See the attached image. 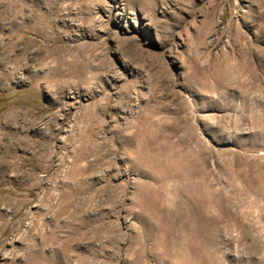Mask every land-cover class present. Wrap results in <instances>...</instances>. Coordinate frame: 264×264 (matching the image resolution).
Listing matches in <instances>:
<instances>
[{
  "label": "rangeland",
  "instance_id": "1",
  "mask_svg": "<svg viewBox=\"0 0 264 264\" xmlns=\"http://www.w3.org/2000/svg\"><path fill=\"white\" fill-rule=\"evenodd\" d=\"M0 264H264V0H0Z\"/></svg>",
  "mask_w": 264,
  "mask_h": 264
},
{
  "label": "bare ground",
  "instance_id": "2",
  "mask_svg": "<svg viewBox=\"0 0 264 264\" xmlns=\"http://www.w3.org/2000/svg\"><path fill=\"white\" fill-rule=\"evenodd\" d=\"M9 1V0H8ZM7 3V2H6ZM18 15V14H17ZM21 16V15H20ZM5 17V16H4ZM20 18H22V17H20ZM12 114V113H11Z\"/></svg>",
  "mask_w": 264,
  "mask_h": 264
}]
</instances>
